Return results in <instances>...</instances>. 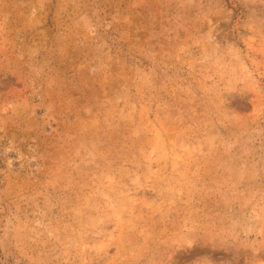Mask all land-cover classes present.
Returning <instances> with one entry per match:
<instances>
[{"label":"rangeland","instance_id":"obj_1","mask_svg":"<svg viewBox=\"0 0 264 264\" xmlns=\"http://www.w3.org/2000/svg\"><path fill=\"white\" fill-rule=\"evenodd\" d=\"M0 264H264V0H0Z\"/></svg>","mask_w":264,"mask_h":264}]
</instances>
